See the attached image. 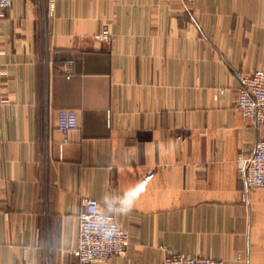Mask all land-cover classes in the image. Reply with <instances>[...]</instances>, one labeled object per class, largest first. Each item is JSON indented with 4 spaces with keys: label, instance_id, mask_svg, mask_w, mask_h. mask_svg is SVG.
Masks as SVG:
<instances>
[{
    "label": "crops",
    "instance_id": "1",
    "mask_svg": "<svg viewBox=\"0 0 264 264\" xmlns=\"http://www.w3.org/2000/svg\"><path fill=\"white\" fill-rule=\"evenodd\" d=\"M257 68L264 0H11L0 10V264H75L88 198L129 234L107 264H160L170 250L264 264V188L245 190L238 169L264 126L235 105L239 75ZM60 109L76 111V130L57 129Z\"/></svg>",
    "mask_w": 264,
    "mask_h": 264
},
{
    "label": "built area",
    "instance_id": "2",
    "mask_svg": "<svg viewBox=\"0 0 264 264\" xmlns=\"http://www.w3.org/2000/svg\"><path fill=\"white\" fill-rule=\"evenodd\" d=\"M52 8L54 0H48ZM11 0H0V10L8 9ZM107 40L110 32L105 27L99 35ZM62 73L71 77L74 73L73 61L64 60ZM235 105L242 116L257 125L264 126V69L257 68L239 75V85ZM57 129L64 134L78 128L77 113L73 109L57 112ZM65 136L63 142H67ZM238 169L242 174L245 190L264 188V139L255 142L253 151L238 157ZM78 242L71 254L75 264H107L112 256L123 255L129 245V234L117 226L98 208V201L88 198L78 216ZM160 264H224L222 259L208 256H194L187 253L168 251Z\"/></svg>",
    "mask_w": 264,
    "mask_h": 264
},
{
    "label": "clouds",
    "instance_id": "3",
    "mask_svg": "<svg viewBox=\"0 0 264 264\" xmlns=\"http://www.w3.org/2000/svg\"><path fill=\"white\" fill-rule=\"evenodd\" d=\"M137 188H139L142 191L144 190V188H146V184H144V182H141V185H138ZM138 195L139 192L135 188L125 195V197L122 199V204L125 206V212L131 210L133 206V200Z\"/></svg>",
    "mask_w": 264,
    "mask_h": 264
}]
</instances>
